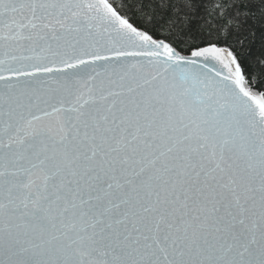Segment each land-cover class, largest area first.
Returning <instances> with one entry per match:
<instances>
[{
  "label": "snow or ice",
  "instance_id": "snow-or-ice-1",
  "mask_svg": "<svg viewBox=\"0 0 264 264\" xmlns=\"http://www.w3.org/2000/svg\"><path fill=\"white\" fill-rule=\"evenodd\" d=\"M0 264H264V0H0Z\"/></svg>",
  "mask_w": 264,
  "mask_h": 264
}]
</instances>
